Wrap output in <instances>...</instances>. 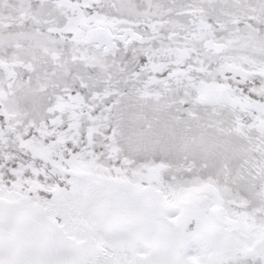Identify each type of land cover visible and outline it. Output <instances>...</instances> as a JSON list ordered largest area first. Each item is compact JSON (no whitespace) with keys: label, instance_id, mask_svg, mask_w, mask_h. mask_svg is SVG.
I'll return each instance as SVG.
<instances>
[{"label":"snow or ice","instance_id":"obj_1","mask_svg":"<svg viewBox=\"0 0 264 264\" xmlns=\"http://www.w3.org/2000/svg\"><path fill=\"white\" fill-rule=\"evenodd\" d=\"M0 264H264V0H0Z\"/></svg>","mask_w":264,"mask_h":264}]
</instances>
